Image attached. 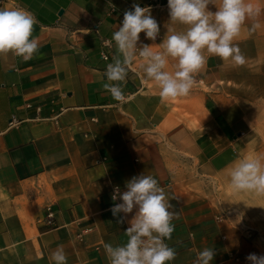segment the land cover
<instances>
[{
	"label": "crops",
	"instance_id": "1",
	"mask_svg": "<svg viewBox=\"0 0 264 264\" xmlns=\"http://www.w3.org/2000/svg\"><path fill=\"white\" fill-rule=\"evenodd\" d=\"M249 2L264 10V0ZM134 3L158 22L155 41L139 34L153 50L184 30L170 21L167 0H0V9L35 17L40 44L28 61L0 54V264H52L58 247L68 264H109L104 244L125 243L129 226L112 215L121 201L111 195L141 173L158 180L178 215L166 240L176 252L170 264H193L205 247L212 264L264 255V194L235 191L229 178L241 158L264 156V11L234 40L243 65L209 56L187 96L162 102L155 82L141 79L137 55L122 83L134 99L119 103L101 74Z\"/></svg>",
	"mask_w": 264,
	"mask_h": 264
},
{
	"label": "clouds",
	"instance_id": "2",
	"mask_svg": "<svg viewBox=\"0 0 264 264\" xmlns=\"http://www.w3.org/2000/svg\"><path fill=\"white\" fill-rule=\"evenodd\" d=\"M210 4L215 6L214 12L209 10ZM167 8L170 21L185 27L182 31L170 30L159 50L140 41L141 32L152 41L160 33L151 7L134 3L131 10L124 12L111 37L117 55L101 74L102 87L113 100L127 103L134 99L124 94L122 83L126 82L137 55L143 60L141 79L155 82L162 102L187 96L194 84V74L205 66L209 56L243 65L245 57L234 40L246 19L264 11L249 0H167ZM35 24V17L22 8L0 9V54L11 52L24 61L32 59L40 47L32 35ZM170 59L175 61L173 71L166 70ZM229 178L235 191L264 194V156L241 158L230 169ZM125 188L114 189L111 199L119 198L121 202L114 204L111 212L118 217L117 223L127 220V240L123 244H104L109 264H170L176 252L166 240L171 239L175 230L172 221L178 219L170 197L150 174L133 176L125 182ZM214 255L212 247H205L198 251L193 264H212ZM246 259L250 264H264V255L249 254ZM51 261L68 264L62 247L52 253Z\"/></svg>",
	"mask_w": 264,
	"mask_h": 264
},
{
	"label": "built area",
	"instance_id": "3",
	"mask_svg": "<svg viewBox=\"0 0 264 264\" xmlns=\"http://www.w3.org/2000/svg\"><path fill=\"white\" fill-rule=\"evenodd\" d=\"M110 48H111V41L108 40V39H103L102 42H101V50H100V56H101L102 59H104V60L108 59ZM129 95L132 96V94H129ZM37 110H39V108H37ZM13 124L17 125L18 122H16V120L12 119L10 121V125H13ZM46 216H47V222L51 223V218L53 216V211H52L50 206H47V208H46ZM227 264H242V263L239 261V259L237 257L232 256L230 261Z\"/></svg>",
	"mask_w": 264,
	"mask_h": 264
}]
</instances>
